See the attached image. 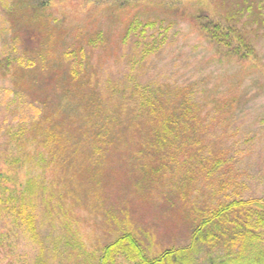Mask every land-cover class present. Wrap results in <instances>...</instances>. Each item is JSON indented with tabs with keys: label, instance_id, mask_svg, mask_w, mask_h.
I'll use <instances>...</instances> for the list:
<instances>
[{
	"label": "rangeland",
	"instance_id": "1",
	"mask_svg": "<svg viewBox=\"0 0 264 264\" xmlns=\"http://www.w3.org/2000/svg\"><path fill=\"white\" fill-rule=\"evenodd\" d=\"M257 2L264 7V0ZM241 4L242 0H0V171L15 177L8 186L18 190L22 189L19 183L29 178L43 181L54 198L42 199L46 205L32 201L35 205L29 211L35 232L29 231L24 215L0 207V264H102L104 249L123 235L132 236L148 263L117 253L109 264H209L219 253H240L237 245L227 249L221 236L214 250L201 244L188 247L193 230L220 204L254 201L251 209L260 212L264 203V25L256 10L255 18L244 11L236 23L245 27L257 56L256 63H243L226 58L225 51L201 31L198 20L225 25L236 10L245 9ZM151 21L157 25L148 35L164 42L159 52L138 65L141 50H135L136 40L123 45L122 38L131 23ZM43 51L52 57L70 52L68 61H82L87 86L78 90H92L102 102L113 87L136 89L157 83L191 89L203 106L205 132L191 141L180 136L176 143L175 137H163V147L174 142L175 148H165L161 157L174 151L176 155L158 173L150 168L162 158H153L147 151L156 139L140 136L110 139L114 146L98 182L84 176L73 184L72 178L65 180L64 170L43 172L31 162L16 169L9 160L21 153L10 136L35 120L40 101L49 97L51 107L60 101L59 86L63 87L62 76L67 74L64 69L50 70L49 85L43 90L35 87L44 73L34 77L36 71L28 60L39 61ZM20 61L15 74L12 66ZM239 97L231 117L217 113L213 101ZM26 138L30 141L23 144L24 153L37 159L41 152L49 159V152L31 141L32 134ZM233 142L237 144L227 152L223 165L214 170L215 159L222 158L217 155L220 147ZM141 150L145 152L140 155ZM57 202L65 214L54 210ZM252 218L256 222V215ZM254 235L261 236L254 243L259 252L253 253L260 264L263 229ZM171 250L175 253L160 263L158 259ZM249 258L238 256L231 263L254 264Z\"/></svg>",
	"mask_w": 264,
	"mask_h": 264
},
{
	"label": "trees",
	"instance_id": "2",
	"mask_svg": "<svg viewBox=\"0 0 264 264\" xmlns=\"http://www.w3.org/2000/svg\"><path fill=\"white\" fill-rule=\"evenodd\" d=\"M259 3H254V0H242L241 8L244 6L245 9L236 10L233 15L227 18L225 25L213 21L204 23V18L198 19L201 31L207 35L212 44L225 51V57L229 60L256 63L255 46L246 37L245 27L238 28L236 23L239 22L244 11L249 13L248 17L251 19L255 18L254 10H256V15L261 19V24L264 25V7ZM231 21L235 22L231 23ZM156 25L157 23L153 21L145 24L133 22L126 29L122 44H127L131 39L136 40L134 48L136 47V51H139L137 48L141 50L138 65H142L148 57L155 55L162 47L160 44L164 42L163 40L159 41L154 36L148 35L151 33L150 31L156 29ZM71 56L70 52L63 51L52 57L50 52L45 54L43 51L39 61L28 60L32 64L30 69L36 71L33 74L34 77H36L35 73H44L42 79L35 86L38 89L43 90L45 86L49 85V80L53 75L48 71L64 69L67 74L62 76L63 87L59 86L60 101H57L52 107L48 103V100H51L49 97L44 99L45 102L40 101L35 120L21 125L10 136V142H14L18 148V153H21L16 158L9 160V164L14 165L16 169L23 168L31 162L43 172L50 168L64 170L67 175L65 180L72 178L73 184L80 182L84 176H87L86 178L90 182L95 179H97L95 182H98L104 173L106 155L114 146L110 139L140 136L158 140L157 142L155 140L153 144L151 143L149 150H147L150 155H153V158H162L157 165H152L150 168L158 173L164 167L168 168L169 161L167 159L176 155L174 151L171 153L172 155L167 154L161 157L165 148L170 149L172 146L175 148V143L180 136L184 137L182 140L191 141L192 137L200 136L199 134L205 132V128H201L203 125V106L195 101L191 89L186 90L184 87H170L157 83H148L143 88L136 86V89L128 87L124 90H118L113 87L108 99L102 102L100 96L92 90L85 91L82 89H86L83 85L87 86L83 82L82 61H75L73 64L68 61ZM15 64L12 66V72L19 74L16 72L22 62ZM56 74L57 77L61 76L60 72ZM33 76L30 77L33 78ZM34 80L31 81V86L35 85ZM80 85L82 88L78 90ZM108 85L116 86V83L108 82ZM122 86L124 85L122 84ZM239 100L240 97L229 101L217 100L213 102L214 107H217V113L222 114L225 118L234 114L232 109ZM79 105H82L83 108L79 109ZM59 120L61 121L59 122ZM28 133L32 134V142H36L49 152L48 160L41 152H38L37 159L24 153L23 144L30 141L26 138ZM166 136L175 137L173 139L175 143L172 142L171 146L163 147L162 139ZM235 143L220 147L217 155H221L222 158L215 159L214 170L223 165L224 159L228 156L227 152L233 150L237 144ZM79 149H84V152H77ZM180 150L181 148L178 147L176 151L180 152ZM142 151L144 150L139 151L140 155ZM165 160L167 162L163 165ZM79 162H81L80 165H78ZM144 167L147 169L148 164ZM14 179L15 177L0 171V207L12 209L18 216L24 215V221L28 225L29 231L35 232L34 217L31 215L33 213L29 211V207L32 208L35 205L32 201L54 198L52 194H47L43 181L29 178L25 183H19L22 185V189L18 190L8 186L9 183L15 181ZM63 181L64 179H62ZM62 182H58L59 185H62ZM43 203L46 205L47 201ZM253 204L254 201H232L231 203L220 204L210 217H205L199 226L193 230L188 248L193 249V247L201 244L202 248L208 249L209 247L210 250H214L213 248L217 246L221 236L222 241L220 242L225 244L226 248L237 245L240 253L235 255L234 251H225V256L219 253L211 260L209 259V264H232L231 260H236L238 256L240 259H246L249 258V254L252 257L249 259L254 264H259V258L256 256L259 251L255 250L254 243L261 236L254 234L258 228H262L264 231V203L259 205L260 212L251 209ZM56 206L54 210L58 209V212L65 214L61 202H57ZM253 215L257 217L254 223L252 221ZM229 225L232 226L229 228ZM214 231L218 232L219 235ZM229 231H231L230 239L226 241L225 238ZM255 251L257 254H254L253 257ZM260 252V264H264V252ZM117 253L133 262L138 260L142 261L141 263H148L131 235H123L108 245L103 252L102 264L113 262ZM173 253H175L174 250L167 251L158 261L163 263ZM149 264H156V262L153 261Z\"/></svg>",
	"mask_w": 264,
	"mask_h": 264
}]
</instances>
